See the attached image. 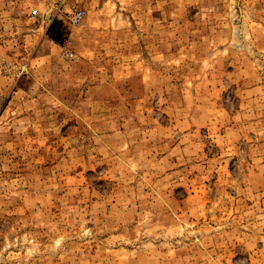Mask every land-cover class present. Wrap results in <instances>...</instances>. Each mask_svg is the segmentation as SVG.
<instances>
[{"label": "rangeland", "instance_id": "rangeland-1", "mask_svg": "<svg viewBox=\"0 0 264 264\" xmlns=\"http://www.w3.org/2000/svg\"><path fill=\"white\" fill-rule=\"evenodd\" d=\"M0 264H264V0H0Z\"/></svg>", "mask_w": 264, "mask_h": 264}, {"label": "built area", "instance_id": "built-area-1", "mask_svg": "<svg viewBox=\"0 0 264 264\" xmlns=\"http://www.w3.org/2000/svg\"><path fill=\"white\" fill-rule=\"evenodd\" d=\"M82 15H83V12L81 10H79L75 14H73L72 18L74 21L78 22ZM68 54L72 55L71 52H69Z\"/></svg>", "mask_w": 264, "mask_h": 264}]
</instances>
